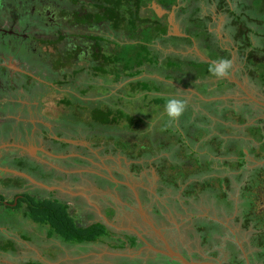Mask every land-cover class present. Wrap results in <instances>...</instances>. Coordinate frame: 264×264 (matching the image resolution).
<instances>
[{"label":"flooded vegetation","instance_id":"af4514ba","mask_svg":"<svg viewBox=\"0 0 264 264\" xmlns=\"http://www.w3.org/2000/svg\"><path fill=\"white\" fill-rule=\"evenodd\" d=\"M67 1L70 2L71 0L70 1L67 0ZM2 2L3 0H0V6ZM40 2L42 1L40 0ZM239 2H240L239 0H224V2L223 0H176V3L168 9V8H164L160 0H145L144 4L136 8H134L136 2L130 1L127 4V6L124 7L123 16H125L126 18L130 19L129 17L130 14L133 12L134 9L135 10L137 9L139 10V14L142 18H145L149 13H152V15L155 16L158 21L168 26L167 33L164 36L165 39L157 40L155 44H153L155 50L156 51L158 50L156 53L158 54L157 59L159 61V63L154 68V70L155 71L158 70L162 74V76L154 77L152 68L149 69L150 70L149 72L143 73L140 76H138L140 78L144 77L146 81L149 80L147 82L151 88V90H141V91L142 92L147 91L155 95L161 94L160 91L155 90L154 87L155 83L151 81V80H155L156 84L161 83L162 86H163L162 83L165 84L171 83L175 85L178 91H174V92H179L180 91L179 89H181L185 94L186 93L185 91L188 90V93L189 94L192 93L195 99H197L198 101L203 100L204 95H202V93L199 92L197 88H194L191 85L186 86L185 84H183V82L179 80L176 81V79L174 78L166 79L165 76L166 71L162 69L163 68L162 66L163 64L164 65L166 64L167 60H169L168 57L173 59V55L192 56L197 61L198 60L205 61L210 64H213L214 62L217 61V59L214 60L212 57L208 56V50L206 47L208 44L205 41L212 44L214 48L216 47V49L218 50L217 53L226 52V55H228L229 57L228 59H230L232 62V66L234 68H237L236 70H238V72L241 69H242L241 71L245 70L247 78L250 79L249 76L250 68L247 67L249 66L247 63L248 51L246 52L245 56L242 55V49H243L242 47L244 46L246 36L248 37L252 45L257 44V42L260 40L259 32H258L259 26L257 25L258 23L256 22V20H254L253 18H252V22L249 21V18L251 17L246 15L243 6H240ZM39 4L40 5L37 9H42L43 3H39ZM28 5L31 4L25 5L23 0L21 1L10 0L8 5H5V7L3 5L2 6L11 15L10 17L11 22H14L16 20H22L24 16L29 15V16H34V18H37V22H35V25L42 26L43 28L46 29L48 33L56 34L54 32H50V29H54L53 25H55V29L60 30V28H58L56 23L53 21L54 20L53 18L55 17L53 16L44 17V15L38 10L31 12L32 8H34L35 5L33 6L32 5L28 6ZM69 6L70 5H67L66 9H68ZM85 12H87V10L83 11V13ZM218 14L225 15L223 22H221V19L220 17H218ZM194 19H198V20L194 22ZM65 22L66 25L68 26L67 21ZM45 24H48L49 27L48 26L46 27ZM69 26L75 28L79 27V26H71V25ZM80 27L81 29H86V33H83V35L84 34L91 35L92 33L96 34L97 32L100 31L99 27H95L91 29L86 26H80ZM244 29L245 30L247 29V31H243ZM220 30L227 31V35H228L227 42H224L226 38L224 37L223 31L220 32ZM241 30L243 32H241ZM199 31L201 32L203 31L204 34L202 35L206 34V36H208V40L202 36L196 37L195 34L200 33ZM61 34L66 35V38L62 41L65 43L63 45V48H61V50L63 49V51L72 48L73 44L75 43L83 44V45L85 43L87 45L90 42L89 39L87 40L86 38H81V37H79L81 40L78 39L75 42V39L74 40L71 39L72 35H70V33L61 32ZM57 36L58 34L54 36L55 39L52 40H56ZM176 36L180 38L189 39L190 44L188 45L187 42H183V41L175 42L172 39V37H176ZM20 41L21 44L18 43ZM31 41H33V38L23 33H20V30L16 31L13 28L8 27L6 29L3 25L0 26V45L3 44L4 46L6 43L8 44L10 50L14 51L12 47L14 46L15 43H16L15 48L17 50L18 49L17 43L19 44L20 47H24L28 45ZM159 50L163 52L162 58L159 57L160 56V54L158 53ZM13 51H10L7 54H4V52H0V83L6 80L11 82L15 80L18 81L21 80L22 84L32 83L34 81L32 77H35L36 75L31 74V72L29 71L25 72L24 70L18 69L17 66L22 65V63L24 62V58L22 57L20 60L17 59L14 60ZM17 54L19 55V53ZM84 55L86 54L84 53ZM84 55L81 56L82 63L80 62L75 63V68L80 69L83 66V64H88L89 66L90 64L92 65L91 62L89 63L88 61L84 62L86 58ZM6 59L7 61H5ZM239 62L242 64V66L238 64ZM30 66L33 67L32 64H30ZM49 66L51 67V65ZM49 66H46L47 69L53 72L52 68H50ZM145 67H148V65H146ZM63 71L71 75L72 69L67 68ZM79 73L80 72H78L77 74ZM76 75H71V76H76ZM112 75L113 78L111 82L112 84L117 85L116 83L113 82L115 79V75L113 73ZM93 76L96 77L97 75L93 74ZM187 79L190 82H192L193 80L192 78H187ZM215 79L217 78L207 77L199 81L201 82V84L199 85L205 87V91L210 92L209 96L206 98H209L211 101H215L218 99H222L226 101L228 99H231L233 105H237L238 109L239 107L243 108L244 105H252V107L250 108L252 115L246 116L245 119L246 122L244 124L239 125L236 123V120L234 119H231L226 124L233 126L237 130L239 128L253 124L255 125L262 124L263 126L261 128L264 132V106L259 105V103L255 102L249 96L251 95L254 99L264 103V94L261 95L260 93L255 92V90L258 89L259 91H261V93H264V88H261L258 84H255V82L249 80L253 85L256 86V88H251L249 86L251 89H253L250 90V88L248 89L246 87L245 83H241L237 80H229L226 77H224L223 79H226L227 81L226 84L223 85L225 90L215 93L213 91V88L214 87L216 88V86L212 84ZM131 80L132 79L126 80L123 83L118 84L115 87V89H119L123 87ZM229 83L233 85L231 88H234L232 90V94H236L237 97L236 96L231 97L229 95H226L224 98L223 93L226 94L227 91L230 89L229 86L226 87V85ZM107 86L111 87V85H107ZM128 87L131 89L130 86ZM90 88H92V86H90ZM85 90L87 91V89ZM251 91L254 93H252ZM133 92L134 90L131 89L129 94L132 95ZM137 92L138 91H136L135 93ZM19 93H15L13 96L10 97V100L13 103L17 102L18 98L16 95ZM219 93L220 95H218ZM180 98H185L188 101V98L186 96ZM5 100L6 98L3 92L0 91V111H2L1 105L3 104V102L1 101L5 102ZM38 100L39 99L36 96L35 98H30L29 100L26 99V101L24 102L26 105L30 106L31 109V116H29V118H26V115L24 116L22 113L19 114V116H17V114H14L15 115L14 117L17 116L18 121L28 122V120H31L33 122V125L36 127L37 130L34 132L32 136L30 137L28 136V138L10 136L7 138L0 135V208H3L5 206L12 209H15L16 207L20 208L21 205L20 206L17 205L20 200L24 199L23 201L25 203L23 204V208L26 209L27 200H25L26 198L25 195H28L30 197V201H32L33 204H37V202L45 199L51 200L48 197H43L42 195H39L37 193H33V194L31 193L33 192L32 190L34 188L36 189L40 186L42 187L41 189H45L46 192H50L54 194L56 197L58 196V198H54V199L60 201L57 202L67 207V211H69L68 213H70L74 221V224L77 225L78 227H86L95 223H101L105 227L108 233L106 237H103L101 240H97L95 242L86 243L88 244V246H84V249L86 253L89 254L88 255L89 257L90 254H94L100 258L101 257L100 254H102L103 252H98L100 248L97 246V244L103 243V245L107 247L106 248L107 250H103L104 251L103 256L112 259L111 261L114 262L115 264H119L116 258H122V257L132 258L133 251H137V252L141 251L139 255L145 254L148 257L149 256L153 257L154 260L158 261V264L159 261H161V264H163L162 262H166L164 264H177V263L180 264L179 261L169 257L164 253L167 251L164 242L165 239L173 250L181 253L188 260L196 261L200 257V260H205V259L218 260L222 264H232V263H237L239 261H242V264H252L248 256V253L244 250V248L241 246L239 241H236V237L234 235L235 232L224 230L225 228L229 229V226L226 224V220L229 218L226 216L227 210L229 208H227L225 204L222 203L215 204L217 207L220 206L219 209L220 211L216 213V215L213 214L214 216H216L215 218L203 216L202 219H205L210 223H218L221 226L220 229L218 230L214 229L211 232V233H215V232L220 233V235H218L220 238L224 235V233H230L232 235L231 239L227 238V240H225V245H230V246L235 245L230 247L231 249L234 250L236 249V245H237L238 249L240 248L239 250L241 251V255H242L241 260L238 258L236 259L233 256H231L230 260L227 259L224 260L223 258L224 254H222L218 248L216 249L215 252H210V250L203 249L202 252L199 251L196 253L194 252L191 253V251L187 250L185 245L179 242L178 240H175L178 244V248H176L173 242L167 240V238L163 234L165 233L167 228H171L172 231L178 233V230L174 228V224L172 223V221H170V217L168 215L174 213L173 211H170L168 209V207L170 206L160 202L159 198L147 186H143V185L139 186L138 188L132 186L134 191L138 195V199H139L138 201L134 194V191L130 188L131 184L130 186H128L127 182L124 181L125 179L129 178L126 175V173L119 172L115 168L106 167V164L107 163L110 164L109 161H111L110 158L109 160L105 159V157L111 154L109 153L108 149L107 152L100 151L97 153V155L94 153L95 150H99V148L101 147L107 148L106 144L104 143V140H101V137H99L96 133L95 134L88 133L86 134V136L84 135L85 139L82 138L84 143H80L79 138H81L80 135L81 133L78 129L80 127L73 128L71 125H64L62 126L63 129L62 128L59 129L58 125L55 122L51 124L48 123L47 121H45V119L47 120V118L41 114L42 106H40ZM62 105L64 104L62 103ZM161 105L163 104L156 105L154 103V106H161ZM3 117L4 116L0 113V123L2 122ZM260 121L263 122L259 123ZM66 122L68 123V121ZM209 126L210 128H212V130H214L213 132H217V129L214 125L210 124ZM237 130H231L229 132L227 131V134L221 132L219 135L224 140L225 139L227 140L228 138H237L240 140L245 139L247 141L254 142V139L252 137H244L241 134H236L235 132H237ZM222 131L226 132L225 130ZM100 133L99 135H101ZM77 134L79 135V138ZM91 136L93 137L91 138ZM95 137H97L96 140L97 144L94 143ZM65 144L69 146L66 147L64 146ZM114 150H118V149H114ZM252 158H248V160L250 161V159ZM25 159H29L31 161L29 163V167L25 165ZM129 161L132 163V160ZM252 161L255 164V160L252 159ZM258 162H262V161H258ZM30 164H36L37 166L41 164L45 166L44 167L45 169L51 170L50 173L53 174V182L50 183L46 181L41 174H40L41 178L40 177L37 178L36 176H33V174H30L25 169L27 168L29 170H33L34 167L33 165ZM116 165H120V164L117 163ZM12 171H17L19 172V174H15ZM118 177H120V179ZM117 180L121 181V183H118ZM38 183H41L44 186H41ZM5 191L6 192L12 191L13 194H10L11 192L8 193L9 195H11V197H9L10 200L9 199L6 200L7 201L13 200V202L4 203ZM232 201H233V212L236 211L237 213V206H239L240 204L237 203L238 205H236L234 199H232ZM13 205L15 208L11 207ZM177 207L181 211H183V214L187 216L189 219L192 220L198 219L197 216H194L193 214H188V212L183 210L180 206ZM75 208H79L81 211L80 213H82L83 215L85 214L87 217L79 216V215H77V218H75V216L73 217L71 211L72 209ZM172 209H174V206H172ZM147 211H151V213L154 216L151 217L147 213ZM146 213L148 214L147 216H149V218L146 216ZM218 215L221 217L220 219L217 217ZM155 217L157 219H155ZM158 217H160L161 220H164V223L167 226V228L162 225L160 227L158 226L157 224V222L159 221ZM149 222H151L153 226L150 225ZM153 227H155L158 231H155ZM195 230L196 233H202V232L207 233V230L201 232H199L197 228H195ZM40 232L41 231L39 232L35 231V233H40ZM0 233L6 235V237L10 240L16 239L15 242L18 243V245L16 246H11L10 252H7L6 250L4 251L3 249L0 248V264H22V263L66 264L68 260L66 259V257L64 258V256L66 255V251L68 247L71 246L70 247L71 250H73L72 248L78 250V247L82 248L81 244H83V243H72L69 244L68 246H65L62 242L60 241L57 242V240H54V238H51V235L48 234L46 235V238L49 241L47 243H44L39 248H37L36 245H30V242L26 240V236H24L23 234L18 235V233L20 232H17L14 229L10 230L8 227H6L5 221H3V223L0 225ZM188 233H192V232L189 231ZM161 234L164 237V239L160 236ZM199 236L200 238H202L201 235ZM132 237H135L139 241V244L137 246L136 244L135 246H130L131 243L130 241ZM18 238L20 239V242L18 241ZM143 240H145L146 244ZM118 246L119 248H117ZM20 247L24 248V250L20 251ZM150 247L154 248L155 250ZM258 251L259 249H256L255 252L257 253ZM96 256H91V258H89L88 261H90V259L92 258H95ZM77 257L82 258L84 257V255L77 254ZM140 257L135 256L133 258H140L142 262L143 261L142 256ZM71 263L72 262L68 261L67 264H71ZM90 264H94V261L90 262Z\"/></svg>","mask_w":264,"mask_h":264},{"label":"rangeland","instance_id":"374dc122","mask_svg":"<svg viewBox=\"0 0 264 264\" xmlns=\"http://www.w3.org/2000/svg\"><path fill=\"white\" fill-rule=\"evenodd\" d=\"M17 1H21V0H17ZM23 1L25 5L26 4H31L32 6L35 5V7L32 8L31 12L38 10L44 15V17H51V16L55 17L56 25L58 26V28H60V31L65 32V33H70V35H72L71 39L73 40L75 39V42L78 39H80L79 37L82 36L83 33H86V29H81L80 26L75 28V27H70L69 25L68 26L66 25L65 19L63 18L62 20V18H60L59 16V9L55 8L54 6L55 5L54 0H41L42 2H40V0H23ZM9 2L10 0H3L0 6V19H1L0 26L3 25L6 29L8 27L13 28L16 31L20 30V33H23L25 35L32 37L33 41H31L28 45L24 47L19 46V44H21V41L18 42L19 44L17 43L18 45L17 50L15 48L16 47V43H15L14 46L12 47L14 51L10 50V48L8 47V44L5 43L4 46L3 44H1L0 52H4V54H7L10 51H13L14 60L15 59L20 60L23 57L24 62L22 63L21 66H17L18 69L24 70L25 72L29 71L31 72V74L36 75V76L32 77L34 81L30 84H27V83L22 84L21 80L20 81L15 80L12 82L6 80L0 83V91L3 92L6 98L5 102L1 101L3 102V104L1 105L2 111H0V113L5 117L6 120L3 117L2 122L0 123V135L7 137V138L10 136L28 138V136L30 137L34 134V132L37 129L33 125V122L31 120H28V122L18 121L17 116H19V114L21 113L24 116L26 115V118H29V116H31L30 106L26 105L24 102L26 101V99L29 100L30 98H35L36 96L39 99L38 101H39L40 106H42L41 114L47 118V120L45 119V121H47L50 124L55 122L58 125L59 129L61 128L63 129L62 126L69 125V122L72 121L70 119L69 114L67 115V113L70 112L69 107L66 105H62L61 103V99L62 98L68 99L71 93L73 95H79L81 100L85 103L83 104L84 106H90V105L95 104V105L102 107L103 109L110 107L114 109L115 112L116 110H121L124 114H129L133 116L134 117L133 120L135 123H133L132 125H129V121H127V119L122 118L114 126H110L109 129H107L104 134L100 133L101 130L99 128H94L93 126L85 127V124L82 122L83 124V126L81 125L82 128L81 127L78 128L81 133L80 134L81 138H79V135L77 134L79 141L80 143H84L83 142V139H85L84 135L86 136V134L88 133L90 134L96 133L99 137H101V140H104V143L106 144L107 148L101 147L99 148V150H95L94 153L97 155V153L100 151L107 152V149L109 153H111L107 157H105V159H108V160L109 158L111 159V161H109L111 165L107 163L106 167L115 168L119 172L126 173V175L129 178L125 179L124 181H126L127 183L131 184V186H134L136 188H138L141 185L147 186L159 198L160 202L170 206L168 207V209L170 211H173L174 213L168 214V215L170 217V221H172V223L174 224V228L178 230V233H175L174 231H172L171 228H167V226L164 223V220H161L160 217H158L159 221L157 222V224L159 227L162 225L167 228L165 233L163 234L165 235L167 240L173 242L176 248H178V244L175 240H178L179 242L184 244L186 249L190 250L191 253L192 252L196 253L199 251L202 252L203 249L210 250V252H215L216 249L218 248L221 251V253L224 254L223 256L224 260L226 259L230 260L231 256L235 257L236 259L238 258L241 260V257H242L241 251L239 250L240 248L238 249L237 245H236L235 250L230 248L231 246H235V245H231V246L225 245V240H227V238L231 239L232 235L230 233H224V235L220 238L218 236L220 235V233H216V232L211 233V232L214 229L215 230L220 229L221 226L217 223H205L206 220L202 219L203 216L215 218L216 216H214L213 214L216 215V213L220 211L219 210L220 206L217 207L215 204L216 203L225 204V203L231 202V199L222 197L220 201L218 202L217 200L214 199L215 196H213L212 198H209L207 196L206 197L202 196V198L199 200H192L191 206L187 205L186 201L188 200V198L187 200H184L182 196V190L181 189L175 190L172 186L166 185L164 182H162L160 179V176L158 175L156 171L157 169L154 166V164H157L160 162L159 160L163 159V156L169 157L171 158V160H173L175 157L174 153H178L179 155L180 153V151H178L179 148L176 147L175 145V142H176L175 135L177 136V134L176 132H173V131L175 130L174 128L175 125L177 127L182 126L183 120L179 119L178 121H175L169 124L167 117L164 113V105L154 106V103L152 101L153 97L163 95V96H169V97H175V98L186 96L188 98V101L186 100L187 108H186V112L184 116H188V120L191 121L190 122L191 126L194 127L195 129V131L193 130L195 134L191 133V136L189 137L184 136L183 139L185 140L186 143L189 144V146L193 147V149L196 152H199L200 157L201 155L206 154L209 156L208 158H210L212 156L215 157V154L211 153V150L207 148H203V147L199 148L198 145L193 146V143L191 141L192 135L195 136V135L200 134L196 130L195 126H198V125L204 126V127L206 126L205 124L208 121V119H206L203 113H207L208 111L213 112L214 110L213 107L217 105L215 104L210 105V103L202 102L201 100L200 101L202 102V104H200L199 101L195 99V97L192 95V93L190 94L188 93V90L185 91L187 94L186 93L184 94L181 89H179L180 90L179 92H174V91H178V89L175 87V85L171 83L170 84L162 83L163 86L161 87V90H160L161 94L155 95L147 91L145 92L141 91V93L140 91H138L137 93H135L136 91H134L132 93L133 95L132 96L131 94H129L131 90L129 87L125 88L123 91L120 90L121 88L115 89V87L118 84L115 85V84H112L111 82L113 75H112V69L110 67L107 68L109 71V74L105 76L106 78H104L103 75H101L100 73H98L97 76L94 77L93 74H95V72L94 71L89 72L88 70L82 71L76 76H69L67 72L61 71L63 69L59 70L58 72L56 71L51 72V70L49 71V69H47L46 66L50 65L49 55H51V58L53 60L55 59L54 58L55 56H53L54 53L52 52L53 48L51 47V45L44 43V42L55 39L54 36L56 35L48 33L46 29L43 28L42 26L35 25V22H37V18H34V16H29V15L24 16L22 20H16L14 22H11L10 21L11 15L9 14V12H7L4 9L5 5H8ZM39 3H43L42 9H37L40 5ZM31 5H28V6H31ZM218 17H220L221 22H223L225 15L218 14ZM197 20L198 19H194V22H196ZM45 26L47 27L48 24H45ZM222 31H223L224 37L226 38L224 42H227L228 40L227 31L220 30V32ZM73 35L75 36L73 37ZM116 36H115V39L119 41L120 40L119 33H116ZM64 44H65L64 42L59 43L58 45L59 49L63 48ZM17 53H19V55ZM158 53L160 54L159 57L162 58L163 52L159 50ZM5 61H7V59ZM29 63L32 64L33 67H31ZM238 64L242 66L240 62ZM83 65L89 66L88 64H83ZM146 68L151 69L149 66ZM236 69L237 68L232 67V71L228 74V76H226V78L229 80H237L241 83H245L248 89L250 87L256 88V86L253 85L247 78L245 70L241 71L242 70L241 69L238 72V70ZM174 71H175L174 78L176 79V81L180 80L185 85H188V86L191 85L194 88H197L199 92L201 93L204 92L203 93L205 94V96H203L204 100L211 101L209 98H206L209 96L210 92L205 91V87H203L202 85L200 86V85L193 84L187 79V78H194L195 76H197L195 75L196 69L195 71H193L190 68H188V66L185 63H183L181 70L176 69ZM153 73H154V77L162 76V74L158 70L155 71L153 69ZM64 75L68 77L65 78L63 77ZM224 81L225 79L223 78L215 79L213 81L212 84L216 86V88L215 87L213 88V91L215 93L225 90L224 86L220 85ZM107 85H111V89L109 90V92H107L106 90ZM90 86H92V88H90ZM251 88L250 90H253ZM83 89H87V92L84 95L79 93L80 92L79 90L84 91ZM233 89L234 88L230 87L227 93L223 94L224 98L226 95H229L231 97L236 96V94H232ZM17 91H19L20 93ZM255 92L260 93L261 95L264 94V93H261V91H259L258 89H256ZM15 93H19L16 95L18 100L17 102L13 103L10 100V97L13 96ZM218 95H220V93ZM18 101H21V102H18ZM89 101L94 102V103H88ZM189 104L192 106L193 113L196 114L198 118L196 117L193 118L191 116L190 114L191 107ZM226 104L233 105V102L226 101ZM198 112L201 113V116L200 114H198ZM14 114H17V116L14 117L15 116ZM60 120H61V123H60ZM66 121H68V123ZM99 133L101 135H99ZM156 133H158V135ZM106 135H109L111 139L110 137L106 138ZM92 137L93 136H91V138ZM96 140H97V137L94 138V143L97 144ZM123 141H127L128 143H130L128 144L127 142H124L123 146H126V147L128 146L129 150L133 152V155H140L142 157V160H140L139 162L132 161L131 163L127 159L126 154H124L119 147V142H123ZM114 142H117L118 147L117 146L115 147L118 150H120L122 153L118 150H114L113 148ZM185 149L188 150L189 148L187 146L185 147L184 145H182L181 151L182 150L184 151ZM183 156H185V154H183ZM248 158H252V157L248 156ZM182 159L184 162L188 161L187 158L185 160L184 158ZM252 159H250V163L246 165L247 172H249L256 166L261 165V163H259L255 159H254L255 160V164H254ZM201 161L206 162V160H204L202 157H201ZM30 162L31 161L29 159H25L26 166L29 167ZM180 162H181V159H180ZM117 163H119L120 165H116ZM164 164L165 166H167V163H164ZM30 165H33L34 167L33 170H29L25 168L30 174H33V176H36L37 178L39 177L41 178L40 176L41 174L45 178L46 181L50 183L53 182V174L50 173L51 170L45 169L44 168L45 166L41 164H39V166H37L36 164H30ZM133 165H139V166L135 167ZM187 169L191 170V167L189 165H185L182 168V170H187ZM166 173L171 178L173 176L176 177V180L180 183V180H181L180 168L177 167L175 169H170L168 166ZM212 173L213 174L215 173L216 175L218 174L220 176L221 175L224 176L223 172L212 171ZM228 177H229L228 181L227 180L224 181V186L227 189L229 187L228 191H229L230 196L232 197V199L235 200L236 205L240 204L241 206L240 205L237 206V213L236 211L233 212V206L232 208L227 210L226 216L229 218L226 220V224L229 226V229L225 228L224 230L235 232L234 235L236 237V241H239L241 246L248 253V256L252 264H263V261L259 260V257L255 251L256 249H259L260 247L258 244L259 239H260V233L264 232V226H262L264 224V191L261 190L260 194L257 197H254L252 201L250 199L252 193L251 194L249 193L247 195L249 196V199L246 200L245 202L248 205L245 203V206L250 207L254 202V205L252 206V210H251V218L254 219L257 216L261 217V219L258 221L250 220L251 224L247 226L246 222L248 220L242 216L243 212L247 213V209L244 210V207L242 206L241 203H243L244 201V196H243L242 191H245V189H248V190L250 189V192L253 191L251 188L247 187L248 173L246 175L241 176V179L239 180H237L234 177H231L230 175H228ZM263 177L264 176H262L261 178L263 179ZM118 178L120 179V177ZM213 184L216 185V183H213ZM41 188L42 187L40 186L36 189L34 188L35 190L33 189L32 190L33 192L31 193L32 194L37 193L39 195H42L43 197H48L49 199H51L50 201H56V202L58 201L54 199V198H58V196L56 197L54 194L50 192H46L45 189H41ZM253 192L259 193V189L255 188ZM8 193L9 192H6V191L4 193V203H11L10 201L6 200V199L10 200L9 197H11V195H9ZM175 199H178L179 202L177 203ZM20 205H21L20 208H15L14 205L11 206L15 209H12L6 206L3 208H0V225L3 223V221H5L6 227H8L10 230L14 229L17 232H20L18 233V235L23 234L24 236H26V240L30 242V245H36L37 248H39L44 243H47L49 241L46 238V235L48 234L51 235V238H54V240H57V242L58 241L62 242L65 246L72 244L70 242H63L62 238L57 233L50 232L51 233L50 234L49 231L50 229H52L50 225L41 224L39 222H36L35 218L31 215L26 214V216H24L25 209L23 208L22 200H20L19 206ZM172 206H174L175 210L172 209ZM177 206H180L183 210L187 211L188 214H193L194 216H197L198 219L196 220L189 219L187 216L183 214V211H181ZM80 212L81 211L79 208L72 209L71 211V213L73 214V217L75 216V218H77V215L86 216L85 214L83 215ZM147 213L151 217L154 216L151 213V211H147ZM147 213H146V216L148 215ZM147 217L149 218V216ZM217 217L219 219L221 218L219 215ZM155 219L157 218L155 217ZM201 221H203L204 223L203 225H200V227L201 226L203 227V231L207 230V233L206 232L196 233L195 227L197 226L198 222H201ZM35 231L37 232L41 231V232L35 233ZM189 231H191L192 233H188ZM199 235H201L203 238H200ZM15 240L16 239L10 240L6 237V235L0 233V248L3 249L4 251L6 250L7 252H10L11 246L18 245V243H16ZM18 241L20 242L19 238H18ZM134 241L137 246L139 244V241L136 238H134ZM84 246H88V244L86 243L81 244L82 248L78 247L79 253L72 252L69 254V258H67V260L69 262H72L71 264H90V262L92 261H94V264H115L114 262L111 261L112 259L103 256V253H104L103 250H107L106 249L107 247L103 245V243L97 244V246L100 248L98 252H103L102 254H100L101 256L100 258L94 254H90V257H89L88 256L89 254L86 253ZM23 250L24 248L20 247V251H23ZM140 252H137V251L132 252L134 254V255L132 254L133 257L142 256L143 261L140 262V264H154L151 261L148 262V260L154 259L153 257H150V256L148 257L145 254L139 255ZM77 254L84 255V257L77 258L76 256ZM91 256H96V257L88 261L89 258H91ZM65 257L66 255L64 256V258ZM116 259H117V262H121L123 258L121 259L116 258ZM197 260H200V257ZM125 263L128 264V262H125ZM159 264L161 263L159 262ZM234 264H238V263H234Z\"/></svg>","mask_w":264,"mask_h":264},{"label":"trees","instance_id":"16d2710c","mask_svg":"<svg viewBox=\"0 0 264 264\" xmlns=\"http://www.w3.org/2000/svg\"><path fill=\"white\" fill-rule=\"evenodd\" d=\"M130 1L136 2V5L134 6V8H136L144 4L145 0H71L70 2L67 0H54V6L55 8L59 9L60 18H62V20L64 18L68 25L86 26L90 29L99 27L100 31L97 32L98 34L92 33L91 35L84 34L80 36L81 38H86L87 40L89 39L90 42L87 45L85 43L84 45L75 43L73 44L72 48L63 51V49H59L58 44L66 38V35L61 34V31L59 29H55V25H53L55 30L50 29V32L56 33L55 35L58 34L57 39L45 41L47 44L52 46V52L54 53L52 54L55 56V59L53 60L51 55H49L52 71L58 72L61 69L65 70L68 68L72 69L71 75H76L78 72L89 70L94 71L95 75L100 73L104 78H106L105 76L109 74L107 68L110 67L112 69V73L115 75V79L113 81L114 83L120 84L126 80L132 79L129 83L121 87V91H123L128 86H130L134 91L151 90L147 82L149 80L146 81L144 77L140 78L138 76L150 71L145 67L146 65L154 69L159 63L157 59L158 54L156 53L157 51L155 50L153 44H155L157 40L165 39L164 36L167 33L168 26L158 21L157 18L152 15V13H149L145 18H142L139 14V10L137 9H134L130 14V19L126 18L123 16L124 7L127 6ZM160 1L162 2L164 8L168 9L176 3V0ZM239 1V5L243 6L246 15L251 17L249 18V21L252 22L253 18L256 20L258 23L257 25L259 26L258 32L260 40L256 45H252L246 36L244 46L242 47V55L245 56L246 52L248 51L247 63L249 66L247 67L250 68L249 80L255 82V84H258L261 88H264V0ZM67 5H70L68 9H66ZM85 10H87V12L83 13ZM53 19V21L56 23V19ZM243 31H247V29H244ZM243 31L241 30V32ZM116 33H119V41L115 39ZM202 34H204L203 31L196 33L195 36H202L208 40V36H206V34ZM172 39L175 42L183 41L187 42L188 45L190 44L189 39L187 38H180L176 36L172 37ZM205 42L208 44L206 47L209 57H212L214 60L217 59V61L221 58H229L228 55H226V52H218V54L216 47L214 48L212 44L208 43L207 41ZM84 53L86 55H84ZM82 55L86 57L84 62H91L92 65L90 64L88 67L83 65L80 69H77L75 68V63H82ZM168 59L169 60H167L165 64L166 67L164 64L162 66L163 68L161 67L166 71V79H173L175 75L174 70H181L183 63H185L188 68L193 71L196 69L195 75L197 76L192 78L193 84L199 85L201 84V82H199L201 79L214 77L210 75L208 71V68L211 65L208 62L199 60L197 61L194 57L187 55H173V59L170 57H168ZM64 77L67 76L64 75ZM151 81L155 83V90L160 91L162 87L161 83L156 84L155 80ZM226 82L227 81L225 79V81L220 85H225ZM228 86L232 87L233 85L229 83L226 85V87ZM110 89L111 87L107 86V92H109ZM83 90L84 91H80L79 93L84 95L87 91L85 89ZM203 93L202 95L205 96ZM168 97L169 96L160 95L153 97L152 101L156 105H165L166 98ZM201 101L210 103V105L215 104L217 106L213 107V112L208 111L207 113H203L206 119H208L205 124L206 126H195L196 130L200 134L195 136L192 135L191 141L193 146L198 145L199 148L203 147L211 150V153L215 154V157L212 156L208 158V155L203 154L201 157L206 160V162H203L201 161L199 152H196L193 147L189 146V144L185 142L183 139L184 136L189 137L191 136V133L195 134V129L191 126V121L188 120V116H183L181 118L183 120L182 126L177 127L176 125H173L175 130H172L177 134V136L175 135V145L179 148L178 151H180V156L178 153H174L175 157L173 160H171L169 157L163 156V159H158L160 162L154 164V166L157 169L156 171L160 176L161 181L166 185L172 186L175 190L181 189L184 200H187L188 198L186 204L190 206L192 205V200H199L202 198V196H207L209 198L215 196L214 199L218 202L222 197L231 199L228 191L229 187L227 189L224 186V181H228V175L239 180L241 179V176L248 173L247 187L251 188L253 191L255 188L259 189V193L253 191L250 192V189H245V191H242L244 201L241 204L244 207V210L247 209V213L243 212L242 216L248 220L246 222V225L248 226L251 224L250 220L258 221L261 219V217L258 216L254 219L251 218V210L254 202L249 207L245 206V201L249 199V196H247L249 193H252L250 197L252 201L254 197H257L260 194L261 190L264 191V177L263 179L261 178L264 176V163L256 166L249 172H247L246 168V165L250 163L248 156H252L257 161H264V132L261 128L263 125L253 124L239 128L237 130L233 126L226 124L231 119L236 120V123L239 125L244 124L246 122V116L252 115L250 109L252 105H244L243 108L241 107L242 109L240 107L238 109L237 105L226 104V101L232 102L231 99L226 101L222 99L215 101H207L203 99ZM201 101H199L200 104H202ZM61 103L68 106L70 109V112L67 113V115L69 114L70 119L72 120L69 122V125L72 124L71 126L73 128L82 127L83 122L85 127L93 126L94 128H99L101 130L100 132L104 134L110 126H114L122 118L127 119V121H129V125L135 123L133 120L134 117L129 114H124L121 110H116L115 112L114 109L110 107L103 109L102 107L95 104L84 106L83 104L85 103L81 100L80 96L73 95L72 93L69 95L68 99L62 98ZM88 103L94 102L89 101ZM190 107L191 116L193 118H198L197 115L193 113L191 105ZM198 114L201 116L200 112H198ZM262 122L263 121H260L259 123ZM209 124L214 125L217 129V132H213L214 130L210 128ZM222 130H225L226 132H223ZM231 130H237L235 133L241 134L244 137H252L254 142L247 141L245 139L240 140L237 138H228L227 140H224L222 137H220L219 134L221 132L227 134V131L229 132ZM156 134L158 135V133ZM109 137V135H106V138ZM117 142H114V149H117L115 147L117 146ZM124 142L127 141L119 142V147L121 151L126 154L127 159L135 162L142 160L140 155H133V152L129 150L128 146H123ZM182 145L185 147L187 146L189 149L181 151ZM64 146L67 147L69 145L65 144ZM183 154H185V156H183ZM182 158H184V160L187 158L188 161L184 162ZM164 163H167V166H165ZM185 165H189L191 170H182L183 166ZM133 166L137 167L139 165ZM168 166L170 169H175L177 167L180 168V183L176 180V177L173 176L171 178L166 173ZM212 171L223 172L224 176L216 174L215 176L212 174ZM212 182L216 183V185H214ZM25 196V200H27V202L24 213L33 216L36 222L41 224H49L52 228V232L57 233L62 238L63 242L90 243L101 240L103 237L108 235L107 230L101 223L91 224L86 227H78L75 225L71 215L67 211V207L61 203L45 199L37 202V204H33V202L30 201V197L28 195ZM23 200L22 202L24 204L25 202ZM175 201L177 203L179 202L178 199H175ZM10 202H13V200ZM231 202L225 203V206L229 209L233 206L232 199ZM19 203L17 206H19ZM203 223V221L198 222V227H195L199 232L203 231V227H200V225H203ZM205 223L210 222L205 221ZM262 226H264V224ZM134 238L135 237H132L130 246H135L136 243ZM259 246V251L256 254L264 264V232L260 233ZM117 248H119V246ZM122 258L124 260L122 259L121 262H118L119 264H127L125 262H128V264H140L141 262L140 258ZM149 261L153 262L154 264H158V261L154 259H150L148 262ZM159 262L161 263V261ZM162 263L164 264L166 262ZM237 263L242 264V261Z\"/></svg>","mask_w":264,"mask_h":264},{"label":"clouds","instance_id":"9594fccd","mask_svg":"<svg viewBox=\"0 0 264 264\" xmlns=\"http://www.w3.org/2000/svg\"><path fill=\"white\" fill-rule=\"evenodd\" d=\"M232 62L230 59L221 58L211 64L208 68L210 75L217 79L224 78L232 71ZM187 102L183 98L168 97L164 105V113L168 123L171 124L181 119L186 112Z\"/></svg>","mask_w":264,"mask_h":264},{"label":"water","instance_id":"95a60500","mask_svg":"<svg viewBox=\"0 0 264 264\" xmlns=\"http://www.w3.org/2000/svg\"><path fill=\"white\" fill-rule=\"evenodd\" d=\"M207 61H209V60H207ZM255 102H257V103H259V105H261V106H264V103H262V102H260V101H258V100H256V99H254L251 95H249ZM259 163H264V161H262V162H259ZM13 173H15V174H19V172H17V171H12ZM32 180V179H31ZM117 182L118 183H121V181H119V180H117ZM39 185H41V186H44L43 184H41V183H38ZM125 184V183H124ZM127 185L128 186H130V184H128L127 183ZM130 188L134 191V189H133V187L132 186H130ZM134 194H135V196H136V198H137V200L139 201V199H138V195L136 194V192L134 191ZM150 223V225H152L153 226V224L151 223V222H149ZM153 229L155 230V231H158L155 227H153ZM163 239H164V237L162 236V234L160 235ZM144 242H145V240H143ZM164 242H165V245H166V252H164L166 255H168L169 257H171V258H173V259H175V260H177V261H179L181 264H222L220 261H218V260H211V259H205V260H196V261H194V260H188V259H186L181 253H179V252H177V251H175V250H173L170 246H169V244L167 243V241L164 239ZM145 244H146V242H145ZM150 248H152V247H150ZM152 249H154V248H152ZM155 250V249H154Z\"/></svg>","mask_w":264,"mask_h":264},{"label":"crops","instance_id":"0c3cea01","mask_svg":"<svg viewBox=\"0 0 264 264\" xmlns=\"http://www.w3.org/2000/svg\"><path fill=\"white\" fill-rule=\"evenodd\" d=\"M9 192H11L10 194H13L12 191H9ZM12 196H13V195H12ZM71 204H72V203H71ZM24 206H25V205H24ZM25 216H26V214H25ZM86 217H87V216H86ZM83 218H85V217H83ZM46 225H49V224H46ZM50 232L53 233V232H52V229H50L49 233H50ZM70 247H71V246H70ZM70 247H68V249H67V251H66V259L69 258V254H70V253H72V252L78 253V250H76V249H74V248H72L73 250H71ZM76 256H77V255H76ZM77 258H78V257H77Z\"/></svg>","mask_w":264,"mask_h":264}]
</instances>
